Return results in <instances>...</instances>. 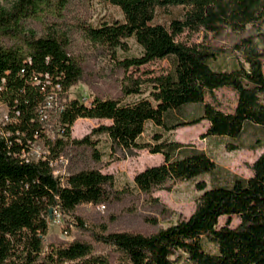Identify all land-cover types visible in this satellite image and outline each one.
Masks as SVG:
<instances>
[{"label": "trees", "instance_id": "trees-1", "mask_svg": "<svg viewBox=\"0 0 264 264\" xmlns=\"http://www.w3.org/2000/svg\"><path fill=\"white\" fill-rule=\"evenodd\" d=\"M104 1L119 6L124 20L67 23L70 0H0V102L8 114L0 125V264H264V152L249 177L234 175L230 184L210 188L197 181L202 193L190 217L154 232L111 230L105 221L89 226L76 214L81 205L126 197L133 201L130 211L142 202L165 212L155 191L217 169L204 149L175 138L178 129L207 121L205 136L227 137L226 147L237 150L242 147L231 140L247 124L264 128V0ZM177 6L184 9L181 17L168 26L154 23L158 8ZM31 21L40 29L29 27ZM248 27L259 33H247ZM226 30L237 38L225 48L178 38L187 31ZM73 33L112 54L122 71L118 94H95L89 101L69 96L86 71L73 50ZM131 38L141 53L117 55L129 51ZM225 53L233 63L215 68L212 62ZM159 59L170 60L168 72H131ZM224 87L238 95L233 112L217 102L215 92ZM196 104L199 115H175ZM80 118L106 122L76 138L72 128ZM150 121L164 132L147 135ZM143 149L162 154L163 161L138 172L132 186L117 188L115 176L103 171V156L107 152L111 163ZM81 151L85 164L54 173V161ZM56 207L68 228L87 231V237L49 241ZM223 216L227 221L220 225ZM233 216L240 220L236 226ZM204 238L215 250L206 248Z\"/></svg>", "mask_w": 264, "mask_h": 264}, {"label": "rangeland", "instance_id": "rangeland-1", "mask_svg": "<svg viewBox=\"0 0 264 264\" xmlns=\"http://www.w3.org/2000/svg\"><path fill=\"white\" fill-rule=\"evenodd\" d=\"M12 1V0H9ZM183 7H167L158 8L154 23H162L169 25L171 20L176 17H181L183 14ZM87 19L94 23L113 22L114 20L123 21L124 14L121 8L110 2L104 0H70L68 9L66 11L67 23L75 22L77 19ZM29 27L39 30L40 24L31 21L28 23ZM264 32V25L260 30ZM247 33L257 34L259 31L252 27H248ZM180 40L189 44L205 43L218 47L229 46L237 35L229 30L224 31L223 34H213L206 32H185L178 37ZM129 41V51L117 52V55H137L141 53V48L136 41L131 38ZM73 50L76 54L83 57L85 62V77L78 84L71 87L69 96L72 98H79L89 101L93 95H115L119 92V77L122 71L116 68L115 60L112 54L106 53L101 49H96L89 41L78 33L72 34ZM233 63V56L231 53L219 55L218 59L212 62L215 68L223 67ZM171 69L169 59H159L141 66L138 69L132 68L131 72L136 75H159L166 73ZM216 97L219 107L226 112H233L236 105L238 95L229 88L224 87L216 90ZM264 102V93L262 94ZM206 100L212 102V98L207 96ZM201 113V105H189L182 110V112H175L176 116L181 118H191ZM4 111L0 115V121L3 120ZM106 120L80 118L73 128L72 135L76 138H82L88 134L93 127L98 126ZM208 129V122L193 126H187L178 129L174 134L175 138L185 143H193L200 149H204L217 164V169L211 174H203L202 176L183 182L173 184L170 189H159L154 192L153 196L158 197L164 210L160 208H152L146 206L142 202L137 204V211H130L132 206V199L126 197L121 201H114L105 205L84 204L78 207L76 212L89 226L100 223L102 221L110 224L111 230H128L139 231L144 233L154 232L160 227H167L179 220L187 219L194 212L197 204V198L202 193L196 187V182L206 181L208 188L216 185L230 184L234 175L249 177L252 175V164L264 152V128L247 124L242 136L238 139H233L242 148L237 150H229L226 143L230 140L222 136H205ZM164 132L163 129L155 126L153 122L146 124V134L154 132ZM260 143L259 146L252 150L251 144ZM102 145V143L100 144ZM104 150L108 151L107 148ZM37 153L40 152L38 148ZM105 166L103 171L111 173L115 176L116 187L122 188L124 186H132L135 175L155 164L163 161V155L160 153L151 154L148 150H139L134 156H128L126 159H120L108 163L107 152L103 156ZM87 162L86 154L81 151L80 155L75 152H70L65 156L63 162L56 165L59 173H68L73 167L79 168ZM167 209V210H166ZM155 217V219L153 218ZM150 218V219H146ZM70 218H67L69 220ZM227 217L220 218V225H224ZM239 218L233 216L231 226H236L239 223ZM88 232L82 231L78 227L68 228V223L64 219V224L60 225L53 221L49 225V241H58L61 239L73 240L76 237H87ZM204 244L207 249L215 250V245L204 238ZM98 250L102 247L96 245Z\"/></svg>", "mask_w": 264, "mask_h": 264}, {"label": "built area", "instance_id": "built-area-1", "mask_svg": "<svg viewBox=\"0 0 264 264\" xmlns=\"http://www.w3.org/2000/svg\"><path fill=\"white\" fill-rule=\"evenodd\" d=\"M2 111H4V119L0 121V125L5 122L7 120V117H8V114H7V109H6V106L4 105V103L0 102V115L2 114ZM40 149V148H39ZM37 150V149H36ZM41 151V150H40ZM37 153V152H36ZM40 153V152H39ZM65 159V156H62L60 159L56 160L53 162V165L55 166V171L54 173L56 175L60 174L59 171L56 169V165L59 163V162H63ZM61 174H65V173H61ZM53 222L54 223H58L60 225H63L64 224V217H63V214L61 212V210L59 208H54L53 209Z\"/></svg>", "mask_w": 264, "mask_h": 264}]
</instances>
